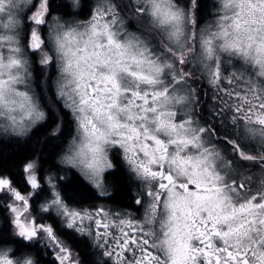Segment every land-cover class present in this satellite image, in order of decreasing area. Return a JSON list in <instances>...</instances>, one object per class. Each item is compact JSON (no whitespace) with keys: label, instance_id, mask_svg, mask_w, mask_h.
<instances>
[{"label":"snow or ice","instance_id":"snow-or-ice-1","mask_svg":"<svg viewBox=\"0 0 264 264\" xmlns=\"http://www.w3.org/2000/svg\"><path fill=\"white\" fill-rule=\"evenodd\" d=\"M205 6L0 0V144L74 126L0 170V264H264V0Z\"/></svg>","mask_w":264,"mask_h":264},{"label":"trees","instance_id":"trees-1","mask_svg":"<svg viewBox=\"0 0 264 264\" xmlns=\"http://www.w3.org/2000/svg\"><path fill=\"white\" fill-rule=\"evenodd\" d=\"M83 2L85 4V12L82 15H85L87 13V1L83 0ZM202 3H204L206 6L201 12L200 22L207 14L206 10L208 5L210 4V0H202ZM54 106L59 108L58 104L54 103ZM60 114L64 116L63 134L60 137V141H63L65 135L70 132L71 126L69 123V118L63 112V110L60 111ZM53 126L54 123L52 120L47 121L42 127H39L32 133L30 139H28L26 142H21V144L19 145L13 144L9 146L6 144H0V170H3L6 166L14 165V170L18 171L19 164L25 156H39L41 157V163L43 164V166H49L53 169H57L56 165L54 164V158L59 147L53 146L58 145L60 141L49 140L47 143H44L45 133L47 131H50ZM70 179L73 184L79 183L81 185H86L85 182H83L76 174H72ZM109 179H111V184L113 185L116 193L113 202L117 204H127V197L123 196V193L125 191V178L123 172L117 171L111 173L109 175ZM88 191L90 193L91 189L89 188ZM85 202L89 201L85 200Z\"/></svg>","mask_w":264,"mask_h":264},{"label":"flooded vegetation","instance_id":"flooded-vegetation-1","mask_svg":"<svg viewBox=\"0 0 264 264\" xmlns=\"http://www.w3.org/2000/svg\"><path fill=\"white\" fill-rule=\"evenodd\" d=\"M86 1H87V3H89V0H86ZM69 123H70V126H71V130H70V132L67 135H65L64 140H63L64 143L67 142V139L73 133L72 125H71V120L70 119H69ZM59 151H60V148H58V151H57V153L55 155V158H54V164L56 165L57 169H59V168L62 167L61 165H59L57 163L58 158H59ZM30 157H34V156H30ZM44 167L48 168L49 166H44ZM50 168H52V167H50ZM57 169L54 168L53 170H57ZM65 173H67V177L69 179L71 178L72 174H76L83 182H85V184L87 183L86 181L83 180V178L79 175V173L75 169H67V168H65L63 171L60 172V175L61 176H64ZM110 174H107V176H106V183H107V186H108V190L110 192H115L114 187H113V185L111 184V181H110L111 179H109V175ZM89 202H94V203H97V204H116V205H118L120 207H127L128 206L127 204H117V203L113 202V200H96V201H89ZM89 202H85V204H87ZM132 210L133 211H136V209H132Z\"/></svg>","mask_w":264,"mask_h":264},{"label":"rangeland","instance_id":"rangeland-1","mask_svg":"<svg viewBox=\"0 0 264 264\" xmlns=\"http://www.w3.org/2000/svg\"><path fill=\"white\" fill-rule=\"evenodd\" d=\"M87 5H88V3H87ZM211 7H212V0H210V4L208 5L207 10H206L207 14L204 16L203 20L200 22L201 24H203L205 22V20L210 19V16L208 15V13L211 11ZM68 118L71 120V118L69 116H68ZM71 125H72V123H71ZM72 130L74 133V126L73 125H72Z\"/></svg>","mask_w":264,"mask_h":264}]
</instances>
